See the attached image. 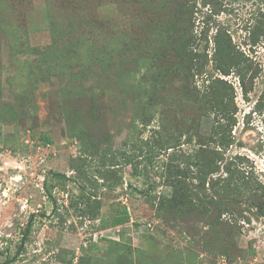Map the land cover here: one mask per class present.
Here are the masks:
<instances>
[{
    "label": "rangeland",
    "instance_id": "rangeland-1",
    "mask_svg": "<svg viewBox=\"0 0 264 264\" xmlns=\"http://www.w3.org/2000/svg\"><path fill=\"white\" fill-rule=\"evenodd\" d=\"M147 24L150 49L193 37L191 69L167 68L160 79L150 62L130 54L125 74L129 64L115 55L111 78L95 64L108 40L143 36ZM218 36L230 41L234 64L227 66ZM81 65L92 67L87 79ZM0 83V102L17 109L13 121L0 118L7 139L0 141V262L16 254L33 216L25 251L9 264H264L261 191L234 195L223 183L200 189L190 179L195 203L223 201L220 220L234 231L233 243L224 237L229 227L207 232L208 214L159 209L169 188L160 173L174 151L166 141L182 127L194 132L193 121L212 134L215 110L196 116L212 85L235 123L211 177H226L232 164L264 191V0H0ZM181 142L184 167L186 158L197 161L199 139ZM120 203L131 220L99 227Z\"/></svg>",
    "mask_w": 264,
    "mask_h": 264
},
{
    "label": "trees",
    "instance_id": "trees-1",
    "mask_svg": "<svg viewBox=\"0 0 264 264\" xmlns=\"http://www.w3.org/2000/svg\"><path fill=\"white\" fill-rule=\"evenodd\" d=\"M86 1L87 0H83V3ZM141 1L148 2L149 0ZM162 30L163 28H161V31ZM143 32V36H123L124 40L120 45H115V42L112 43L111 39L108 40L99 53L98 63L95 64H99L102 67V70L111 72V78L114 77L115 60L113 59V57L115 55H117V58L119 59L120 66L129 64L131 58L130 54L139 55V58L142 61L150 62L151 65H153V67L156 69L155 72L157 71V78L160 79H162L163 76L167 74V68L169 70L173 67H183V69H191V64L195 57L192 56L193 51L190 50L189 47L193 43V37L190 36L187 38V36H184L183 38L186 37V39L184 41H181L180 44L171 43V46H169L164 43L163 47L150 49L149 42L153 34H150L149 24L144 26ZM53 36V42H57L58 37L55 32H53ZM219 37L220 36L217 37L216 43L220 51L226 53L229 57L227 66L229 64H234L232 58L230 57V50L232 49L230 41L225 42ZM126 67V71L123 70L125 71V74L131 73L130 64ZM71 69V66L69 67V70L67 66H65V73L67 71L71 72ZM89 70H92L91 65H88V67L82 66L81 68H79V73L81 74L83 79H87L89 75H92ZM144 75L145 72L142 76ZM135 77L136 76L134 74V77L131 78ZM244 87L245 91H247L248 88L245 84ZM216 93L217 91L215 85H212L211 88L209 87L206 94L203 95L202 99L198 100L199 105H197L196 112V116L199 117L200 113L210 111L211 109L215 110L216 120L215 124L213 125L212 134L210 136L202 135L200 133V130L198 129L197 123L193 121L192 126H194L195 128L194 132H190L186 130L185 127H182L177 135H174L168 141H166V144H168L166 146V149L172 148L174 151L170 154V158L163 164L162 171L160 173V176L163 178L164 183L169 188L166 193H163L161 194V196H159V209L163 211L164 215H166L167 213L172 214V212H174V210L172 209H175V207L181 208L182 210L187 209L192 213L193 210H195L197 213H204V215L208 214L206 216L207 224L209 225V230L207 232H210L211 234H214L216 236V226H221L224 228L229 227V230L224 232V237L227 241L233 243V240L235 238L234 231L231 230L228 222L220 220L219 214H221V210L225 207L223 201L214 199L212 197L207 199L199 197V204L195 203L194 198L196 192H194L193 183L190 181V179L196 178V187L200 189H205L207 183H210L214 188H218L219 184L221 185L223 183L221 188L225 191H228L229 193H233L234 195H237L239 193L253 194V191L256 190L261 191V193H264V191L261 190V184L259 183V180L250 175L249 172L246 173V170L239 169L232 164H226V177H219L217 179L211 177L212 173L220 170L219 158L222 157V151L224 149H227L232 143L231 127L235 123L233 116L230 115L231 110H229L228 105L224 104L223 102L224 98H219V96L215 95ZM206 98H208L209 100H206ZM91 105L93 104L91 103ZM16 115L17 109L14 108L12 104H8L7 106H5L2 105V102H0V118L3 117L5 119L13 121ZM1 131L0 141L7 142V139L4 138ZM81 131L82 130H72V135L82 138ZM185 136L188 142H191L195 136L198 137L199 147L195 152L196 156L198 155V158L195 162H191L190 159L187 160L186 158L185 161L187 162V165L182 167V165L178 162V159L180 157L179 153L181 151L179 150L180 152H178L177 150L179 149L178 147L182 144L181 139ZM44 138L46 137L44 136ZM130 163L132 164L131 161ZM192 166H195V168L193 169ZM55 175L59 177H65V175L61 173H55ZM156 185L157 184L151 186L153 190L158 187ZM210 205L216 206L215 209H218L219 211L216 212L214 209L212 211L209 210ZM110 209V213L103 214L100 217L99 227H101L102 229L123 225L131 220L132 212L126 204L120 203L117 206L112 205ZM33 225L34 218L33 216H30L27 224L22 229V238L20 240L16 254L12 257H7L3 262L0 263L9 264L25 251V243L30 236ZM231 243L224 244V246H229L228 249H230L231 247H234ZM226 254L229 260H233L229 251H226ZM126 257L127 255L125 253V255L120 259H124ZM79 263L84 264V259L82 258Z\"/></svg>",
    "mask_w": 264,
    "mask_h": 264
}]
</instances>
